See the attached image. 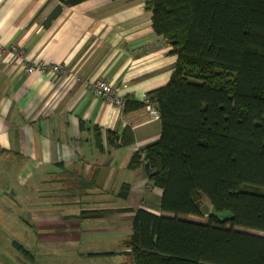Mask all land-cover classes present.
Instances as JSON below:
<instances>
[{
	"label": "crops",
	"instance_id": "1",
	"mask_svg": "<svg viewBox=\"0 0 264 264\" xmlns=\"http://www.w3.org/2000/svg\"><path fill=\"white\" fill-rule=\"evenodd\" d=\"M57 4L63 10L45 28ZM172 50L145 0H0V230L27 212L37 264H127L134 211L166 215L144 166L129 167L159 139L160 118L146 105L126 111L91 85L102 79L127 102H143L170 80ZM29 63L64 71L29 74Z\"/></svg>",
	"mask_w": 264,
	"mask_h": 264
},
{
	"label": "trees",
	"instance_id": "2",
	"mask_svg": "<svg viewBox=\"0 0 264 264\" xmlns=\"http://www.w3.org/2000/svg\"><path fill=\"white\" fill-rule=\"evenodd\" d=\"M145 3L177 62L147 95L161 135L129 163L162 190L166 215L134 211L127 264H264V235L245 231L264 233V0Z\"/></svg>",
	"mask_w": 264,
	"mask_h": 264
},
{
	"label": "rangeland",
	"instance_id": "3",
	"mask_svg": "<svg viewBox=\"0 0 264 264\" xmlns=\"http://www.w3.org/2000/svg\"><path fill=\"white\" fill-rule=\"evenodd\" d=\"M40 200H41V202H40L41 206L48 209V210H46V212L45 211L44 212L45 213L52 212V204H50V201H44L42 198H40ZM42 202H44V203H42ZM30 204L31 203H29V205L26 206V208L29 207V209H31L30 207L32 205H30ZM204 205H206L209 208V212L207 214L204 213V215L202 217H194L195 220L201 221V222H207L208 221L209 214H211V207H210V204L207 200L204 201ZM8 207L13 213H16V212L20 213V211L18 210L19 206H16L12 202H10V204H8ZM25 214H26L25 215L26 220L24 218L23 219L19 218L18 221H11V220H8L7 222L4 221V223H6L9 226L5 235H3V233H2L3 230H0V259L3 260V262H6L5 256L8 257L9 260H8V262H6V264H37L35 262L36 260L34 259V256L37 257V253L34 252V248L36 247L37 237H36L35 229H34V227H32V221L30 220L28 213L25 212ZM10 216H11V218H13L12 214H10ZM190 218L193 219V217H191V216H190ZM16 223H18L19 225L16 226L15 225ZM241 230H244V229H241ZM245 231H250L253 233L264 235V233L257 232V231H252V230H245ZM124 239L125 238H123V240ZM14 241L21 242L25 247H27L33 253L32 256L23 253L21 250H18L14 246V243H13ZM121 246L123 247L122 241H121ZM1 254H3V255L1 256ZM43 255H44L43 261H46V262L49 261L48 256H46V254H43ZM52 258H53V256H52ZM84 261L85 260H83V261L80 260L79 262H84ZM125 261H128L127 257H121L120 258V262H125Z\"/></svg>",
	"mask_w": 264,
	"mask_h": 264
},
{
	"label": "built area",
	"instance_id": "4",
	"mask_svg": "<svg viewBox=\"0 0 264 264\" xmlns=\"http://www.w3.org/2000/svg\"><path fill=\"white\" fill-rule=\"evenodd\" d=\"M64 71V67L61 64H27L26 65V72L29 74L32 73H50V72H61ZM92 92L102 98H106L113 104L123 107L126 103L125 98L121 95L120 89L118 86H115L113 84H110L106 82L105 80L98 79L91 85ZM143 102L145 105L149 108V112L151 117L153 118H160V113L156 107V105L153 103V101L150 99V97L145 96L143 99Z\"/></svg>",
	"mask_w": 264,
	"mask_h": 264
},
{
	"label": "water",
	"instance_id": "5",
	"mask_svg": "<svg viewBox=\"0 0 264 264\" xmlns=\"http://www.w3.org/2000/svg\"><path fill=\"white\" fill-rule=\"evenodd\" d=\"M44 7H45V6L42 7V9L40 10V12L44 9ZM62 10H63V6H62L61 4H57V5L51 10V12L47 15V17L44 19V21H43V26H44L45 28H49L50 25L52 24V21L55 20V19L61 14ZM40 12H39V13H40ZM39 13H38V14H39ZM202 209H203V212L206 213V214L209 212V208H208L206 205H204V206L202 207Z\"/></svg>",
	"mask_w": 264,
	"mask_h": 264
}]
</instances>
